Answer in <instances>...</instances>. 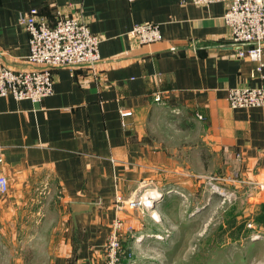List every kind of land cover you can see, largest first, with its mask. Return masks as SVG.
<instances>
[{"label":"crops","instance_id":"obj_1","mask_svg":"<svg viewBox=\"0 0 264 264\" xmlns=\"http://www.w3.org/2000/svg\"><path fill=\"white\" fill-rule=\"evenodd\" d=\"M228 5L0 0V57L15 70L29 67L19 19L31 8L50 23L58 11L76 16L102 38L100 61L57 67L54 93L42 101L0 96V174L9 182L1 232L41 234L31 244L42 249L39 264H105L118 195L135 199L150 185L153 195L169 186L187 197L192 175L208 171L264 217V106L228 101L232 87H264V66L239 56L223 20ZM148 21L159 23L161 39L138 44L128 31ZM122 108L132 115L121 117Z\"/></svg>","mask_w":264,"mask_h":264},{"label":"rangeland","instance_id":"obj_2","mask_svg":"<svg viewBox=\"0 0 264 264\" xmlns=\"http://www.w3.org/2000/svg\"><path fill=\"white\" fill-rule=\"evenodd\" d=\"M192 176L194 185L187 197L168 192L169 186L153 195L147 190L150 185H145L135 207L122 198L121 264H264L263 215L256 209L250 214L249 202H239L234 190L215 174ZM46 203L36 205L46 208ZM152 231L156 236L145 233ZM40 235L0 230V264H39L42 249H32L31 244Z\"/></svg>","mask_w":264,"mask_h":264},{"label":"built area","instance_id":"obj_3","mask_svg":"<svg viewBox=\"0 0 264 264\" xmlns=\"http://www.w3.org/2000/svg\"><path fill=\"white\" fill-rule=\"evenodd\" d=\"M190 1L208 5L223 0ZM223 20L231 30L232 41L241 45L239 56L258 61L261 70L264 66V0H229ZM19 21L29 35V67L15 70L0 57V96L12 95L19 100L40 102L54 93L57 67L66 66L74 72L79 65L94 67L101 59V36L76 16L58 11L54 22L50 23L38 8H31L21 15ZM128 35L138 44H149L161 39V29L159 23L148 21L135 24ZM155 101H162L160 94L155 95ZM228 101L233 108L264 106V87H232L228 90ZM132 113L131 109H120L121 117ZM8 191V179L0 174V193ZM116 200L121 202L122 196L118 195ZM128 204L135 207L139 201L130 199ZM121 228L122 222L117 215L104 245L105 264H121Z\"/></svg>","mask_w":264,"mask_h":264},{"label":"water","instance_id":"obj_4","mask_svg":"<svg viewBox=\"0 0 264 264\" xmlns=\"http://www.w3.org/2000/svg\"><path fill=\"white\" fill-rule=\"evenodd\" d=\"M239 46V48L241 47V45H238Z\"/></svg>","mask_w":264,"mask_h":264},{"label":"bare ground","instance_id":"obj_5","mask_svg":"<svg viewBox=\"0 0 264 264\" xmlns=\"http://www.w3.org/2000/svg\"><path fill=\"white\" fill-rule=\"evenodd\" d=\"M150 196V195H149ZM156 196H158V195H156ZM152 198V197H151Z\"/></svg>","mask_w":264,"mask_h":264}]
</instances>
